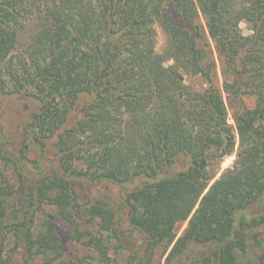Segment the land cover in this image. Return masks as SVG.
Instances as JSON below:
<instances>
[{"label": "trees", "instance_id": "trees-1", "mask_svg": "<svg viewBox=\"0 0 264 264\" xmlns=\"http://www.w3.org/2000/svg\"><path fill=\"white\" fill-rule=\"evenodd\" d=\"M31 17L36 30L16 54V29ZM157 22L169 37L165 55L155 50ZM0 93L39 100L32 126L60 153L37 179L0 186V264H30L57 238L51 224L34 230L45 205L72 225H97L90 242L101 264H112V239L132 252L129 264H148L160 244H173L166 264H242L250 233L264 227V0H0ZM177 161L186 169L170 173ZM138 179L117 207L99 196ZM84 182L96 196L82 203ZM17 197L25 203L10 215ZM248 264H264V253Z\"/></svg>", "mask_w": 264, "mask_h": 264}, {"label": "rangeland", "instance_id": "rangeland-1", "mask_svg": "<svg viewBox=\"0 0 264 264\" xmlns=\"http://www.w3.org/2000/svg\"><path fill=\"white\" fill-rule=\"evenodd\" d=\"M242 2L243 0H239ZM31 17L27 19L21 27L17 28L18 43L14 53H24L29 45L30 38L33 36L37 21ZM156 31V46L155 50L158 55H165L169 48V37L160 22L154 26ZM244 35H251L252 31L249 24L242 22L240 24ZM215 58H218L215 52ZM173 64V60L165 64L166 67ZM219 81L218 85L222 88L223 77L221 74V67H218ZM185 83L195 90H200L205 87V83L201 77H185ZM224 101L227 108L228 121L234 125L235 121L232 115L231 99L224 93ZM246 103L249 107H254L255 99L247 97ZM41 102L31 97H25L15 94L0 93V145L7 158L0 157V186L8 184L13 189L19 186V175L22 174L26 181L37 179L42 170H47L51 165L59 163L60 153L56 145L55 138H42L39 132L33 128L35 117L42 112ZM76 112L73 114V120L77 117ZM71 120V122L73 121ZM238 148V144L236 149ZM9 159V161H8ZM236 159V154L227 156L220 165V172L217 176L219 178L223 172L231 168ZM81 167V163L77 162ZM85 169V166L83 167ZM186 169V164L183 161H177L170 173L180 172ZM85 183V182H84ZM142 179L120 187L118 185H104L100 197L110 199L114 206L120 205L122 196L127 194L130 190L139 187L143 184ZM86 184V191H80V201H86V193L88 196H96L93 191V185ZM19 197V196H18ZM17 197V199H18ZM9 199V214L13 211L19 213L24 205L25 200ZM15 206V210L13 209ZM13 217V216H12ZM122 223L123 228L131 231V225L128 222V210L122 209ZM51 224L54 228L57 238L48 244L47 249L37 248L35 256L30 264H101L99 261V254L95 249V245H91L92 236H99L98 227L96 224L80 222V224L72 225L62 220L56 209L51 206H43L42 211L37 214L36 225L34 230L46 232L48 225ZM188 223L180 225L177 232L178 237L182 236ZM82 236V237H80ZM127 237V236H125ZM132 237L136 242L140 243L144 239V235L138 231H133ZM37 238V237H36ZM107 240V238H105ZM109 241V240H108ZM106 242V241H105ZM250 247L246 256L241 259L242 264L250 262H258V258L264 253V227L251 232L248 238ZM14 238L11 237L9 247H13ZM40 246V245H39ZM111 249L109 251L112 258V264H129L128 259L132 255L131 251H127L116 240L112 239L110 243ZM38 247V246H37ZM173 248V244L169 247L166 244H160L155 248L152 261L148 264H166V259ZM42 249V250H41ZM148 256L145 250L140 253L138 259H146Z\"/></svg>", "mask_w": 264, "mask_h": 264}]
</instances>
